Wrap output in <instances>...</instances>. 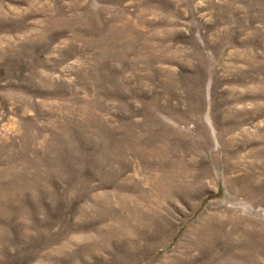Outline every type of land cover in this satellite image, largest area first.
<instances>
[{"label":"rangeland","instance_id":"374dc122","mask_svg":"<svg viewBox=\"0 0 264 264\" xmlns=\"http://www.w3.org/2000/svg\"><path fill=\"white\" fill-rule=\"evenodd\" d=\"M0 264H264V0H0Z\"/></svg>","mask_w":264,"mask_h":264}]
</instances>
